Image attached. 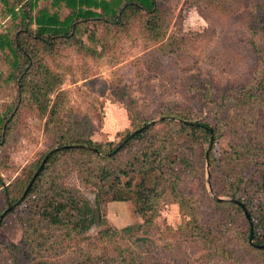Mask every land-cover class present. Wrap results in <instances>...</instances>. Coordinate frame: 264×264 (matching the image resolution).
<instances>
[{
	"label": "trees",
	"instance_id": "1",
	"mask_svg": "<svg viewBox=\"0 0 264 264\" xmlns=\"http://www.w3.org/2000/svg\"><path fill=\"white\" fill-rule=\"evenodd\" d=\"M0 1L11 19L0 31V54L8 67L0 79L18 87L17 97L0 110L5 204L0 213L17 216L23 230L18 242L0 239V264H168L153 255L148 237L136 234L154 224L161 199L179 205L178 233L205 253L206 261L244 264L250 253L264 264V0H206L224 26L245 28L249 35L257 65L242 86L216 90L211 80L189 79L183 82L184 102L156 110L138 108L129 92L112 86L127 99L130 120L118 141L93 139L88 116L70 112L66 117L62 92L49 102L63 78L46 54L53 56L62 44L94 52L82 34L99 42L100 31L141 32L162 41L171 9L167 0ZM63 6L67 11H60ZM219 53L218 66L225 61V53ZM195 98L199 106L192 103ZM34 113L47 114V149L7 184L1 175L9 160L6 148L17 124ZM73 174L78 185L70 181ZM88 187L96 191V207L82 190ZM128 200L143 222L121 229L108 224L102 207ZM97 222L104 227L85 236ZM78 238L89 245L72 252L73 258L64 257ZM178 264L196 263L182 258Z\"/></svg>",
	"mask_w": 264,
	"mask_h": 264
},
{
	"label": "rangeland",
	"instance_id": "2",
	"mask_svg": "<svg viewBox=\"0 0 264 264\" xmlns=\"http://www.w3.org/2000/svg\"><path fill=\"white\" fill-rule=\"evenodd\" d=\"M166 2L171 9L162 41H151L141 32L103 34L100 31L102 40L99 42L90 40L87 33L82 34L83 40L94 52L79 51L73 44H62L53 56L46 54L48 62L56 67L63 78L56 91L49 94V102L52 103L58 91L62 92L66 117L70 112L81 117L88 116L92 124L89 134L93 139L118 141L121 139L119 132L130 125L127 99L124 100L112 86H120L121 92H129L138 103V108L151 105L156 110L167 102H184L186 95L182 94V88L186 80H211L216 90L230 85L242 86L250 77L251 69L257 65V56L245 28L224 26L219 12L212 11L206 0ZM3 8L0 1V31L5 30L11 21L10 14L2 13ZM60 11L65 12L67 9L63 6ZM219 51L225 53V61L222 58L220 66L215 64L217 60L214 58L222 56ZM0 71L8 73L1 54ZM17 94V86L0 79V110ZM192 103L195 106L201 104L197 98L192 99ZM46 118L47 114L42 116L34 113L17 124L15 139L6 148L8 163L1 171L7 184L23 174L24 168L47 149ZM224 144L225 141L220 142L219 148ZM208 170L209 164L207 176ZM70 181L79 184L76 174ZM190 187L194 190L196 184L191 183ZM209 188L211 192V186ZM82 190L96 207V191L90 187ZM3 192L4 189H0V210L5 205ZM155 206L159 209V215L154 224L136 232L137 235L148 237L149 248L155 257L163 258L168 264H178L182 258H190L196 264H227L222 258L206 261L205 253L183 240L178 233L182 223L178 204L161 199ZM102 208L108 224L118 229L143 222L131 200L113 201ZM103 227L97 222L85 236L92 237ZM171 228L176 231L173 233ZM22 234L17 216H5L0 225V239L18 242ZM88 245L87 239L78 238L64 257L73 258L75 253L72 252ZM244 260V264H257L250 253L245 255Z\"/></svg>",
	"mask_w": 264,
	"mask_h": 264
},
{
	"label": "water",
	"instance_id": "3",
	"mask_svg": "<svg viewBox=\"0 0 264 264\" xmlns=\"http://www.w3.org/2000/svg\"><path fill=\"white\" fill-rule=\"evenodd\" d=\"M55 150H57V149H54V150H52V151H55ZM52 151L49 152L48 156L52 153ZM48 156L43 160V162L41 163V166H40L39 170H38V171L36 172V174L33 176V179L31 180V182H30V184H29V187L33 184L34 180L37 178V176H38V174H39V171H40V170L43 168V166L45 165ZM207 182H208V185H209V187H210V186H211V173H210L209 170H208ZM217 199H220V200H221V199H226V198H223V197H217ZM5 213H6V211H5L3 214H1V216H0V225H1V221H2V218H3V216L5 215ZM246 214H247L248 218L250 219V213H249L248 210H246ZM250 220H251V219H250ZM251 242H253L252 239H251Z\"/></svg>",
	"mask_w": 264,
	"mask_h": 264
}]
</instances>
